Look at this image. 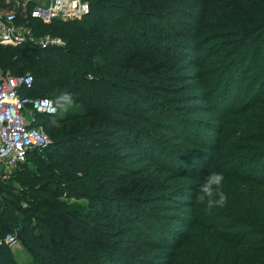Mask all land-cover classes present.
<instances>
[{"label":"trees","instance_id":"obj_1","mask_svg":"<svg viewBox=\"0 0 264 264\" xmlns=\"http://www.w3.org/2000/svg\"><path fill=\"white\" fill-rule=\"evenodd\" d=\"M87 1L89 12L80 18L65 21L59 18L50 21L29 19L28 24L35 35L49 33L60 36L64 45L0 43V70L12 74L30 73L33 76L34 87L23 90L24 94L53 99L43 93H73L86 107V112L81 113H59L57 108L56 113L35 114L34 125L43 126L50 141L41 148L28 151L25 161L19 164L24 167L25 179H37L40 176L32 173L28 164L34 165L38 159L45 164L43 175L47 182L38 184L35 189L33 186L34 192L31 194L20 193L12 188H3L4 194H0L1 200L9 197L11 200L17 198L29 202L28 209L19 219V237L22 243L33 249H49V237L53 243H61L56 235L89 242L88 232L93 230L94 218L104 208L108 212L112 210V205L105 204L107 201L115 202L114 206L127 207L129 198L122 196L126 189L125 180L112 168L110 162H106L110 158H88L85 152L76 147L80 144L82 148L95 150L100 155L104 150L112 156L127 157L130 154L135 157L137 154L146 165L137 174L148 170L149 179L155 181L156 185L160 183L165 187L169 184L159 193L155 189L141 190L143 194L140 199L143 200H138L140 204L136 205L137 210L131 216L150 236L131 239L134 242L129 248L144 242L153 251L169 249L165 254L169 261L164 259L165 262H160L157 259L161 255L159 252H153L148 258L131 254V260L140 259V264H264L263 86L257 87L250 105L239 107L227 116L217 115L215 119L219 123L214 124L217 133L213 142L200 144L206 149L211 148L209 162L204 168L193 170L189 164L181 162L176 165V160L153 148L149 151L136 147L135 151H131L132 144L139 140L140 131L135 122L136 113L129 100L136 95L129 86L132 83L149 85L151 82L156 85L159 77H149L148 72H144L142 68L127 66L121 77L124 84L110 80L109 76H117L115 69L121 58L120 50L112 46L111 40L115 37L111 34L110 27H105L107 21L113 22L106 18L104 13L107 8L104 4L98 5L97 0ZM151 1L160 2L157 6L160 13H186L196 6V0ZM204 8L206 15L204 21L198 24L197 37L202 29L208 28L240 37L244 46L255 35L264 32V0H207ZM229 8H233L234 12L229 14ZM113 10L118 11L117 8ZM226 15H230L228 20H225ZM233 44L234 42L230 43L228 47ZM121 45H125L123 40L119 42L118 48ZM212 54L206 53L193 60L197 74L187 75L194 88L190 93V100L201 99L207 103L190 102L182 108L187 109L188 115L206 111L205 114L201 113L200 118L195 116L185 119L187 122L197 118L200 121L207 120L206 115L215 111L213 102L217 103L219 90L209 83L216 78L205 79L202 72V69H210ZM188 63L187 67L190 66V62ZM249 71L247 69L245 72ZM35 77L38 82H35ZM233 80L235 79L228 82L224 91L229 92ZM53 101L56 105L55 99ZM157 107L158 104L151 108L153 113L179 126L177 137L187 139L188 146H192L193 136L183 132L186 129L179 116L163 112L161 107ZM155 123L159 122L156 120ZM165 123L168 128V122ZM197 137L202 139V136ZM83 158H86L85 163L81 161ZM77 161L80 169L72 174ZM252 161H256V164H249ZM245 163L247 168H244ZM123 168L132 174L133 169L127 166ZM83 170L87 171L85 173L89 178L86 183L81 182ZM214 172L224 176L220 190L226 195L227 201L223 207L209 210L206 200L199 201L197 197L205 177ZM68 176L72 177V184L57 179L65 177L66 180ZM80 185L82 186L79 187ZM179 193L189 198H177ZM62 197H73L75 200L86 198L89 200L87 208L83 211L80 205L67 204ZM161 202L164 203L159 204ZM176 205L188 210L182 213L154 212L156 209L163 210ZM10 212L1 206L0 229L11 225ZM30 212L43 215L36 216L37 225L33 224ZM126 212L128 211L125 210ZM54 219L59 220L61 225L56 224ZM46 223L47 228L44 230ZM60 248H63L62 244ZM60 248L56 247L59 250H55V255H40V262L44 258L48 264H57L58 257L65 264L64 253ZM0 264H14L7 247L3 245H0Z\"/></svg>","mask_w":264,"mask_h":264},{"label":"rangeland","instance_id":"obj_2","mask_svg":"<svg viewBox=\"0 0 264 264\" xmlns=\"http://www.w3.org/2000/svg\"><path fill=\"white\" fill-rule=\"evenodd\" d=\"M97 3L98 5L104 4V7L107 8L104 14L113 24L107 21L105 27H110L111 34L115 37V39L111 40L112 46L120 50L121 58L119 65L115 69L117 76H109L110 80H116L121 84L123 82L121 77L127 66L142 68L144 72H148L149 77H159V83L156 85L151 82L149 85L132 83L129 86L131 92L136 95L134 99L129 100L134 108L133 111L136 113L135 122L140 131L139 140L132 144L131 151H135L136 147H143L149 151L151 150L150 148H153L160 154L176 160V165L181 162V164H189L193 170L204 168L209 162L211 148L206 149L200 144L205 145L204 142H213L217 133L214 124L219 123V120L215 119L217 115L220 117L227 116L239 107L250 105L253 103V96L257 87L263 86L264 90V32L255 35L250 43H246L244 46L241 44L240 37L208 28L202 29V32L197 37L198 24L205 19L206 8L204 7L207 4V0H196V6L186 13H160L157 8L160 2L151 0H97ZM115 8L118 11L113 10ZM233 12L234 9L229 8L228 13L231 14ZM228 16L230 15H226L225 20H228ZM122 40L125 45H121L118 48L119 42ZM235 40L238 41L235 42ZM232 42H234L232 47H228ZM61 43V45H64V40ZM206 53H213L210 58V69L212 71L210 72V69H202V72L205 79L216 78L211 80L209 85L215 86V88L217 86L219 100L217 99L216 104L213 102L215 111L206 115L207 120L200 121L201 113L205 114L206 111L188 115L187 109L184 110L182 108L186 107L190 102L207 104L206 101L201 99L190 100V93L194 88L192 87L193 84L187 79L189 73L194 75L197 70V67L192 63L193 60L201 58ZM188 62H190L189 67H187ZM202 68H204V65H202ZM247 69L250 70L248 73L245 72ZM231 79L235 80L231 83L229 92L224 91L225 86L229 84L228 82ZM35 82H38L37 77H35ZM33 87L32 84L31 88ZM35 90H37L36 86ZM43 94L55 99L59 113L86 112L85 105L73 93H69L72 103L66 107H61L57 104V97L63 94L62 91ZM215 94L216 92H214ZM157 104L159 105L157 108L161 107L163 112H170L171 115L179 116L183 128L186 129L183 132L193 136V140H191L193 142L192 146H188L187 139L177 137V132H180L179 126L173 125L172 121L153 113L151 108ZM31 115V112H25L28 120L31 119ZM195 116H199V118L192 119L190 122L185 120ZM40 119L42 120V117ZM151 120H153V123ZM156 120L159 123H155ZM165 122H168V128ZM41 128L44 130L43 126ZM197 136H202V139ZM76 147L78 150L85 152V156L88 158L91 156H96L101 160L110 158L106 162H110L112 168L125 180L126 189L122 196L123 198H129L126 203L127 207L114 206L115 202L107 201L105 204L112 205V210L108 212L104 208V211L94 218L92 221L93 230L88 232L91 240L89 242L70 239L67 236L62 238L56 235V239L61 242L60 244L53 243L49 237L48 244L51 248L40 247L33 249L22 243L19 237V219L28 209L29 202L26 199L19 200L15 198L11 200L9 197L0 199L1 206L7 212L11 211L9 219L11 225L6 229H0V245L7 247L12 262L14 264H48L44 258V261L40 262L39 256L44 253H53L55 255V250H59L56 247L60 248L61 244L63 248H60V251L64 253L65 264H140V259L133 261L129 256L134 254L148 258L153 252L161 254L157 257L158 260H161L160 262L169 261V258L165 256L169 249L153 251V248L144 242L142 245L137 243L129 249L134 242L131 239L137 240L150 236L134 222L133 215L131 216L137 210L136 205L140 204L138 200H143L140 199L143 194L141 190L149 191L155 189L159 193L160 190H164L169 184H166L165 187L160 183L156 185L155 181L149 179L148 170L137 174L139 170L145 169L146 165L144 160L136 153L135 157L130 154L127 157H121L112 156L111 153H107V150H104L100 155L95 150L82 148L80 144H77ZM81 161L85 163L86 158ZM35 162L36 164L34 165H28L31 166L32 173L40 177H37V179L31 177L25 179L23 177L24 167L21 164L16 165L14 168L4 172L5 175L1 179L3 183L0 184V194H4L3 188H12L20 193L27 192L31 194L34 192L35 186H39L38 184L42 182H47L43 175L46 170L45 164L38 159ZM249 164L254 165L256 161H252ZM123 166L133 169L132 174L129 173L128 169H124ZM244 168H247V163L244 164ZM79 169L80 166L77 161L73 167L74 171L72 174H76ZM85 172L87 171L83 170L84 177L81 180L83 183L89 181ZM64 178L57 179L72 184L71 176L66 177V180ZM154 184L158 189L154 187ZM33 186L34 189L32 188ZM177 198L184 199L189 197L179 193ZM62 200L67 204L80 205L83 211L86 210V205L89 201L86 198L75 200L73 197L70 199L63 198ZM180 206L176 205L163 210L156 209L154 212L182 213L188 210V208ZM125 210L128 212L125 213ZM138 212L141 213V210H138ZM36 216L41 217L43 215L30 212L34 225L35 223L36 225L38 224V217ZM54 221L59 226L61 225L59 220L54 219ZM42 222L43 219L41 218ZM171 224L177 228L174 223ZM43 228L46 230L47 223ZM56 259L57 264H64L60 258L56 257Z\"/></svg>","mask_w":264,"mask_h":264},{"label":"built area","instance_id":"obj_3","mask_svg":"<svg viewBox=\"0 0 264 264\" xmlns=\"http://www.w3.org/2000/svg\"><path fill=\"white\" fill-rule=\"evenodd\" d=\"M89 12L87 0H0V43L61 45L60 36L35 35L29 19L50 21L80 18ZM20 17V19H19ZM30 73L12 74L0 70V180L5 171L25 161L28 151L41 148L50 139L41 126L34 125L35 114L57 112L52 98L31 96L23 90L31 87ZM25 112H31L28 120ZM1 211V205H0Z\"/></svg>","mask_w":264,"mask_h":264},{"label":"clouds","instance_id":"obj_4","mask_svg":"<svg viewBox=\"0 0 264 264\" xmlns=\"http://www.w3.org/2000/svg\"><path fill=\"white\" fill-rule=\"evenodd\" d=\"M72 98L69 93H63L57 97V104L61 107L71 105ZM224 180L222 173L214 172L208 174L203 183L199 187V201H205L209 210L215 207H223L227 201V197L223 191L220 190V185Z\"/></svg>","mask_w":264,"mask_h":264}]
</instances>
